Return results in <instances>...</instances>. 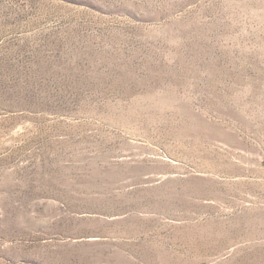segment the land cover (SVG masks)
<instances>
[{"label":"rangeland","instance_id":"obj_1","mask_svg":"<svg viewBox=\"0 0 264 264\" xmlns=\"http://www.w3.org/2000/svg\"><path fill=\"white\" fill-rule=\"evenodd\" d=\"M0 264H264V0H0Z\"/></svg>","mask_w":264,"mask_h":264}]
</instances>
